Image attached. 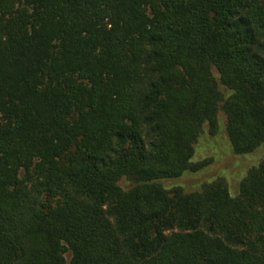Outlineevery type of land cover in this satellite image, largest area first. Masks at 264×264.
<instances>
[{"label":"trees","instance_id":"1","mask_svg":"<svg viewBox=\"0 0 264 264\" xmlns=\"http://www.w3.org/2000/svg\"><path fill=\"white\" fill-rule=\"evenodd\" d=\"M263 146L260 0H0V264H264Z\"/></svg>","mask_w":264,"mask_h":264},{"label":"rangeland","instance_id":"2","mask_svg":"<svg viewBox=\"0 0 264 264\" xmlns=\"http://www.w3.org/2000/svg\"><path fill=\"white\" fill-rule=\"evenodd\" d=\"M260 1L264 4V0H260ZM219 119H220L221 121L224 120V117H223L222 114L219 115ZM202 137H205V135L202 136ZM263 153H264V146L261 148V150L256 151V152L253 153V154H250V155H248V156H246V157H240V158H238L236 161L234 160V161L232 162V165H233V167L237 170L238 166H240L241 164H244L243 162H246V161H248V160H250V161L256 160V159H258ZM66 258H67V259L69 258V255H68V254H66Z\"/></svg>","mask_w":264,"mask_h":264}]
</instances>
